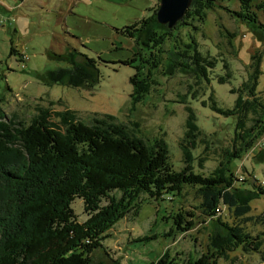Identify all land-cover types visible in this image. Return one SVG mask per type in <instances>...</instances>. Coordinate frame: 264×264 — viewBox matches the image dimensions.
<instances>
[{"label":"trees","instance_id":"1","mask_svg":"<svg viewBox=\"0 0 264 264\" xmlns=\"http://www.w3.org/2000/svg\"><path fill=\"white\" fill-rule=\"evenodd\" d=\"M236 1L240 11L228 12L247 24L254 39L261 43L264 25L250 10L252 0ZM215 3V0H191L181 20L202 22L204 12L212 9ZM255 7L264 11V0ZM156 9L157 6L147 8L146 17L114 30L116 35L132 42L134 51L139 50L132 51L131 58L122 62L123 65L136 63L135 74L128 79L133 89V102L148 93L154 82L151 74L160 66L163 75L172 76L180 71L193 80L194 85L207 81V69L213 67V60H203L195 50L190 53L189 45L173 44L168 54L159 57L163 55L159 47L168 39L170 31L167 34L157 31L161 25L155 20ZM181 20L175 28L187 25ZM192 30L197 28L192 26ZM171 38L175 40L176 37L172 35ZM9 53H14L12 48ZM158 54L161 55L156 56ZM57 58L66 61V69L46 72L43 78L48 83L70 88L95 83L97 71L92 60L74 50H67ZM260 59L259 51L249 57L244 67L245 78L236 89L230 90L235 95L231 108H218L212 103V112L230 121V133H227L228 147L220 148L216 166L206 175L196 172L193 162L200 169L206 161L203 154L223 140L224 135L219 138L215 137L216 132L205 135L196 125L195 114L188 106L184 107V132L178 143L182 162L178 171L172 168L161 139L147 144L139 138L126 136L119 125L95 121L94 125L86 126L62 113L56 118L60 124L58 129L47 120L45 112L33 117L25 127L19 125L18 129L0 122V155L14 154L12 167L20 165L19 160L23 158L28 163L5 170L2 168L9 166L11 161L0 157V224L6 221L0 230V264H91L93 252L101 248V241L107 237L106 231L126 214H136L137 207L131 209L130 204L140 195L153 201L180 199L184 189L192 191L196 204L192 211L179 209L172 215L171 227L164 237L189 231L194 212L213 225L206 251L185 264H215L216 257L229 248L228 244L231 249L257 251L259 241L251 238L243 228V223L251 220L246 216L250 212L248 203L255 197L243 195L242 190L234 186L229 165L253 149L264 134V103L261 92H256L262 74ZM190 89L187 85L188 92ZM179 102H183L182 97ZM195 150L198 152L193 156ZM114 193L120 195L116 198ZM75 199L81 201L86 216L82 222H77L70 208ZM223 209L235 223L228 224L220 219ZM253 220L264 224V215H257ZM217 226L225 235L224 241L213 234ZM155 238L152 235L138 241ZM172 262L164 253L155 264Z\"/></svg>","mask_w":264,"mask_h":264},{"label":"rangeland","instance_id":"2","mask_svg":"<svg viewBox=\"0 0 264 264\" xmlns=\"http://www.w3.org/2000/svg\"><path fill=\"white\" fill-rule=\"evenodd\" d=\"M260 1L252 0L250 10L264 25V11L255 7ZM5 2V6L0 3V122L8 127H25L40 112H45L47 120L58 129L60 124L56 118L62 113L86 126L94 125L95 121L119 125L126 136L139 138L147 144L161 139L172 168L178 171L182 167L178 143L184 132V107L188 106L195 114L196 125L205 135L213 132L217 138L224 135L223 140L203 154L206 161L200 169L193 162L194 170L206 175L216 166L220 148L229 145L230 121L212 112V103L218 108L232 107L235 95L230 90L236 89L245 78L244 67L255 51L261 52L259 69L262 73L256 92H261L264 103V41L257 42L247 24L230 15L228 11H240L236 0H215V6L204 12L202 22L183 19L181 21L187 25L175 28V24L171 29L157 25L160 28L157 31L165 34L170 31V35L159 47L163 55L156 56L164 57L173 44L189 45L190 53L195 50L203 60H213V67L207 69V81L194 85L193 80L180 71L172 76L163 75L160 66L151 74L154 82L148 93L137 102L132 101L133 89L128 82L135 74L136 63L122 64L131 58L133 44L116 35L114 30L146 17L145 10L158 7V0H129L124 4L109 0ZM191 25L197 30L193 31ZM11 48L12 54L9 53ZM67 50H74L93 61L97 71L95 83L70 88L48 83L43 78L48 71L66 69V61L57 56ZM162 64L165 67V60ZM187 85L191 87L190 92ZM181 97L182 103L179 102ZM197 152L193 151V156ZM12 156L10 152L0 155L11 161L2 169L28 165L23 156L20 165L12 167ZM229 170L235 179L234 186L242 190L243 195L255 197L248 203L250 212L246 216L251 220L243 223V228L251 238H257L259 245L257 251L245 252L240 247L231 249L228 244L229 248L216 257L215 264H264V224L253 220L257 215H264V194H258L264 192V134L253 149L230 163ZM113 195L117 198L120 194ZM195 204V196L189 189L183 190L180 199L174 197L172 200L153 201L140 195L130 204L131 209L137 207L136 214H126L106 231L107 237L101 241V248L93 252L91 264H155L164 253L172 264H185L197 258L206 251L208 236L213 230L211 221L202 220L197 212H194L189 231L164 237L171 227L172 215L179 209L192 211ZM70 208L77 222L86 218L79 199L73 200ZM219 217L228 224L235 223L225 209ZM5 225L6 221L2 222L0 230ZM220 229L217 226L213 234L224 241L226 238ZM152 235L155 240L138 241Z\"/></svg>","mask_w":264,"mask_h":264},{"label":"water","instance_id":"3","mask_svg":"<svg viewBox=\"0 0 264 264\" xmlns=\"http://www.w3.org/2000/svg\"><path fill=\"white\" fill-rule=\"evenodd\" d=\"M191 0H158L155 12V20L159 25H165L171 29L188 9Z\"/></svg>","mask_w":264,"mask_h":264},{"label":"crops","instance_id":"4","mask_svg":"<svg viewBox=\"0 0 264 264\" xmlns=\"http://www.w3.org/2000/svg\"><path fill=\"white\" fill-rule=\"evenodd\" d=\"M109 1H112V2H114V3H116V4H124V3L128 2L129 0H109ZM0 3H1L3 6L6 5L5 0H0ZM21 57H22V55H21Z\"/></svg>","mask_w":264,"mask_h":264}]
</instances>
